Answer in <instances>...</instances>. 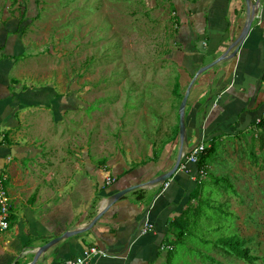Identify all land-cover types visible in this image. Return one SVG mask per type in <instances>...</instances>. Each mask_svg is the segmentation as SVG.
<instances>
[{
	"label": "crops",
	"instance_id": "obj_1",
	"mask_svg": "<svg viewBox=\"0 0 264 264\" xmlns=\"http://www.w3.org/2000/svg\"><path fill=\"white\" fill-rule=\"evenodd\" d=\"M260 3L264 8V0ZM179 14L185 24L183 42L193 61L187 68L190 73L183 72L176 82L183 99L197 72L219 59L249 20L245 0H196L181 6ZM14 36L0 44V176L8 177L12 205L10 228L0 233V264H64L94 246L107 256L87 264H166L163 254L169 250L162 248L173 246L171 224L186 210L196 181L183 172L170 179L168 187L167 181L156 180L173 169L181 149L188 154L202 136L227 143L247 132L257 135L255 122L264 117V10L262 23L254 19L237 57L196 78L185 110L183 146L176 133L155 154L150 150L134 155L126 148L125 154L110 156L104 167L99 156L85 153L83 136L61 133L64 113L56 106L66 104L62 94L46 88L22 90L13 80L11 63L23 47ZM4 48L12 54L6 55ZM155 79L154 92L142 88L132 93V100L139 99L134 103L137 110L150 100L162 103L163 79L161 75ZM53 98L55 105L49 110L56 119L48 124L42 119L45 113L37 114V106H47ZM51 125L58 133L36 140V130ZM211 167L208 164V175ZM109 177L115 179L110 185ZM132 187L114 200V195ZM147 222L154 228L142 234ZM68 232L77 234L65 237ZM63 236L38 257L43 246Z\"/></svg>",
	"mask_w": 264,
	"mask_h": 264
},
{
	"label": "rangeland",
	"instance_id": "obj_2",
	"mask_svg": "<svg viewBox=\"0 0 264 264\" xmlns=\"http://www.w3.org/2000/svg\"><path fill=\"white\" fill-rule=\"evenodd\" d=\"M195 1L0 0V44L14 35L20 40L23 47L17 48L19 55L11 63L13 80L22 90L46 88L62 94L67 102L56 106L64 113L61 133L83 136L85 153L99 156L102 167L126 148L134 155L150 150L155 154L176 135L183 95L181 90L177 98L171 93L193 63L183 42L179 8ZM158 75L163 79L162 103L150 100L137 110L134 103L139 99L132 100V93L142 88L154 92ZM54 98L47 106H37L48 124L56 119L49 110ZM48 128L37 129L36 140L58 133V128ZM253 134L218 142L220 152L209 161L211 174L202 178L204 198L216 209L205 205L199 223L192 225L195 236L176 244L171 253L164 251L170 253L171 264H215L208 257L219 264H264V151ZM220 177L229 178L236 193L225 186L211 187ZM232 234L248 241L246 247L258 261L248 263L205 243Z\"/></svg>",
	"mask_w": 264,
	"mask_h": 264
},
{
	"label": "trees",
	"instance_id": "obj_3",
	"mask_svg": "<svg viewBox=\"0 0 264 264\" xmlns=\"http://www.w3.org/2000/svg\"><path fill=\"white\" fill-rule=\"evenodd\" d=\"M24 19V18H23ZM174 93L177 95L179 93V86H175ZM264 119V117H263ZM259 132L256 136L260 144V148L264 151V127L263 123L259 124ZM261 129V131H260ZM180 134V127H178L177 135ZM217 140V139H216ZM215 139L211 143V147L208 148L206 151H204L200 158L199 162L197 164L198 170L205 171V174L208 175V164L212 157L218 152L217 147L218 143ZM204 180H202L201 177H198L196 179V187L193 189V192L190 195L189 203L185 211L181 213V215L176 218L171 224V227L173 228V232H175V241L173 244V250L176 249V244L183 242L185 239L188 241L189 237L195 236V234L192 232L193 227L192 225H196L199 223V219L201 216L204 215V206L208 205V209H216L212 208L211 204H209L210 200H206L204 198V193L202 191V187L205 183H203ZM211 187H223L228 190L231 188V190L236 193L234 190L232 184L229 183V178L226 177H220L217 178L214 182H211ZM201 200L200 203L197 206H192V202L195 200ZM204 201V202H202ZM202 202V203H201ZM199 228V227H198ZM224 234V233H223ZM227 235V234H225ZM221 235L219 238H215V240H206V245H211L221 247L228 251L230 254L234 255L235 257L244 260L248 263H254L258 261V258L251 255V249L247 248L246 245L248 244L247 240L242 239L238 235L232 234L230 236ZM214 239V238H213ZM170 251V253H171ZM170 253H168L167 256V262L166 264H171V257ZM207 259H210L215 264H219L217 261H215L213 258L208 257Z\"/></svg>",
	"mask_w": 264,
	"mask_h": 264
},
{
	"label": "built area",
	"instance_id": "obj_4",
	"mask_svg": "<svg viewBox=\"0 0 264 264\" xmlns=\"http://www.w3.org/2000/svg\"><path fill=\"white\" fill-rule=\"evenodd\" d=\"M258 0H254V2H257ZM263 6L259 2L256 4V14L255 18L258 21V24L262 23L263 19ZM263 123L264 127V119L259 118L255 122V127L257 134L259 132V124ZM257 136V135H256ZM212 139H208L206 136H202L201 140L191 149V151L188 154H184L182 156L179 172H183L187 174L188 176L192 177L193 180L196 181L198 177L203 178L206 174L203 170H198L197 164L199 162V158L201 154L206 151L208 148L211 147ZM194 168V169H193ZM8 177L4 174L0 176V233L6 232L10 228V218H11V198L9 196L6 182ZM113 182H115V179L112 177H109L107 179V184L110 185ZM170 180L167 181L166 187L169 186ZM154 226L150 224L149 222L145 223L142 234H147L150 231H152ZM162 250H173L171 247H163ZM107 254L102 251L101 249L97 247H90L88 248L84 255L81 257H78L76 259L68 260L64 264H87L91 262L95 258L99 257H106Z\"/></svg>",
	"mask_w": 264,
	"mask_h": 264
},
{
	"label": "water",
	"instance_id": "obj_5",
	"mask_svg": "<svg viewBox=\"0 0 264 264\" xmlns=\"http://www.w3.org/2000/svg\"><path fill=\"white\" fill-rule=\"evenodd\" d=\"M246 1V5H247V16H248V23L245 27V29L243 30V32L240 34V36L238 38H236L235 40L232 41L231 44H228L227 45V48H226V52H224L219 59H217L216 61L204 66L203 68H201L196 76L193 78L192 82L190 83V86L182 100V103H181V106H180V112H181V117H180V143L181 145L183 146V144L185 143V141L187 140V137H186V128H185V122H184V116H185V109H186V106H187V102H188V99H189V95H190V91H191V88L194 84V82L196 81V78L202 74V73H205L207 72L209 69H212L213 67H215L216 65L220 64L221 62H223L224 60L226 59H233L235 57H237L238 53L240 52L243 44H244V41L246 39V37L248 36L250 30H251V27H252V23L255 19V14H256V4L260 2V0H258L257 2H253L254 0H245ZM182 156H183V150L181 149L180 153H179V156H178V159L173 167V169L164 174L162 177L158 178L156 180L157 183H161V182H166L170 179H172L175 175H177L179 172V167H180V162H181V159H182ZM134 189V187L132 188H129V189H126V190H123L119 193H117L116 195H114V200L117 201L119 200L121 197H123L124 195H126L127 193H129L130 191H132ZM77 234V232H68L65 234V237H73ZM64 238L63 237H58L54 240H52L51 242L47 243L45 246H43L40 250H39V253H38V257L47 252L51 247H53L54 245H56L57 243H59L62 239Z\"/></svg>",
	"mask_w": 264,
	"mask_h": 264
}]
</instances>
